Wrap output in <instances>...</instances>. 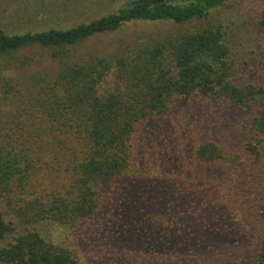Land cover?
<instances>
[{
  "label": "trees",
  "instance_id": "1",
  "mask_svg": "<svg viewBox=\"0 0 264 264\" xmlns=\"http://www.w3.org/2000/svg\"><path fill=\"white\" fill-rule=\"evenodd\" d=\"M233 1L130 0L68 28L12 33L0 25V264H87L29 226L97 217L106 200L101 188L132 166L137 126L168 117L177 97L189 103L201 95L253 112L242 148L206 140L195 149L198 163L219 168L264 155V52L241 56L235 48L218 15ZM250 18L264 32V1ZM140 21L176 28L136 31L111 53L85 50ZM45 58L53 68H41ZM257 212L264 224V196ZM17 222L29 226L18 231ZM210 264H264V240L250 262Z\"/></svg>",
  "mask_w": 264,
  "mask_h": 264
},
{
  "label": "rangeland",
  "instance_id": "2",
  "mask_svg": "<svg viewBox=\"0 0 264 264\" xmlns=\"http://www.w3.org/2000/svg\"><path fill=\"white\" fill-rule=\"evenodd\" d=\"M130 0H0V25L23 33L68 28L115 11ZM264 0H236L221 9L241 56L264 52V32L250 14ZM251 11V13H249ZM171 22H135L88 42L85 50L111 53L136 31L167 32ZM103 50V51H102ZM41 68H53L45 58ZM253 112L201 95L176 98L171 114L137 126L130 170L106 194L102 212L78 226L44 220L17 230L38 229L75 249L87 264H210L223 259L250 262L264 240L257 205L264 196V155L219 168L198 163L195 149L212 140L240 149L251 135ZM95 256V259H94Z\"/></svg>",
  "mask_w": 264,
  "mask_h": 264
}]
</instances>
